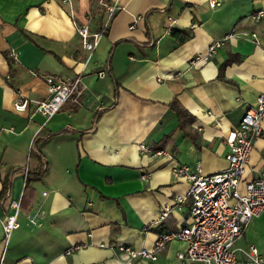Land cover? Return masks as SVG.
Returning a JSON list of instances; mask_svg holds the SVG:
<instances>
[{"label": "crops", "instance_id": "crops-1", "mask_svg": "<svg viewBox=\"0 0 264 264\" xmlns=\"http://www.w3.org/2000/svg\"><path fill=\"white\" fill-rule=\"evenodd\" d=\"M104 1L117 9L88 52L75 24L101 30L98 0H0V189L9 178L0 217L9 200H21L24 168L33 175L7 240L0 218L3 264H201L178 259L182 239L168 241L156 260L117 247L149 248L161 231L189 222L190 198L174 202L189 186L175 164L207 173L226 166L225 137L264 89V17L252 16L264 0H220L216 8L206 0ZM228 33L213 56L190 65ZM71 74L81 76V91L56 113L43 116L32 102L14 108L18 98L47 97L44 76ZM173 101L192 115L184 129ZM141 142L163 153L143 152ZM261 170L264 135L243 180ZM40 208L33 225L28 216ZM236 244L254 245L264 258V209Z\"/></svg>", "mask_w": 264, "mask_h": 264}, {"label": "built area", "instance_id": "built-area-1", "mask_svg": "<svg viewBox=\"0 0 264 264\" xmlns=\"http://www.w3.org/2000/svg\"><path fill=\"white\" fill-rule=\"evenodd\" d=\"M61 3H70V0H60ZM209 8L221 6L220 0H206ZM104 8V19L100 31L90 33L87 24H75L80 35L82 47L88 52L93 51L97 38L107 26L117 6L114 2L98 0ZM255 19L264 17V7L252 12ZM139 16H134L133 24ZM232 34L212 40L205 53L193 56L190 65L205 62L225 44ZM256 39V33H251ZM98 77L105 75V70L96 72ZM264 78V72L262 74ZM48 90L47 97L43 99L18 98L14 101L16 110H24L29 102L34 103L35 110L43 116L56 113L62 104L81 91V76L71 74L64 76L46 75L43 77ZM264 120V89L257 95L255 101L246 106L237 126L232 129L225 141L228 150L225 154L226 166L212 173L204 172L200 165L191 168L188 164H175L173 172L178 177L189 181L185 194L174 197L175 204L190 198V220L177 229L161 231L155 237L149 248L135 249L126 245H119L117 250L125 252L130 258L144 257L156 260L165 244L174 239L187 242L185 250L177 252L178 259L200 262L201 264H264V258L254 245L241 247L236 244L245 227L253 216L264 209V170L248 180H243L246 165L254 140L264 135L262 121ZM139 148L150 155L163 153L161 149H154L151 145L141 142ZM28 172L24 168V175ZM242 184V187H241ZM45 194V192H44ZM20 198L9 200V211L1 214L4 236L8 239L10 233L19 227L18 213L20 211ZM170 205L161 210L163 218L169 211ZM45 210L37 209L28 216L33 225H40ZM238 254L241 258L238 259ZM3 264V256L0 257Z\"/></svg>", "mask_w": 264, "mask_h": 264}, {"label": "trees", "instance_id": "trees-1", "mask_svg": "<svg viewBox=\"0 0 264 264\" xmlns=\"http://www.w3.org/2000/svg\"><path fill=\"white\" fill-rule=\"evenodd\" d=\"M230 60L231 59L228 58L219 66L218 78H222V68L225 66V64L229 63ZM171 107L175 110V113L178 116L180 128L184 129L185 123L188 120L192 119V115H190L184 109H182L179 105H177L175 101L171 103ZM43 171H44L43 169H41L40 171H37L36 174H34V176L42 174ZM32 176L33 175H31L29 172H27V174L25 175L24 192L21 196L20 203L23 202V199L25 198L27 189L29 188V182L32 179ZM8 190H9V178L7 180H4L2 183V187L0 189V203H2L8 196Z\"/></svg>", "mask_w": 264, "mask_h": 264}]
</instances>
